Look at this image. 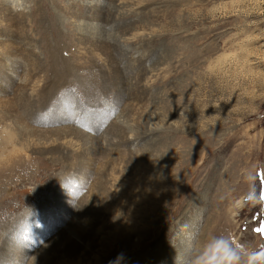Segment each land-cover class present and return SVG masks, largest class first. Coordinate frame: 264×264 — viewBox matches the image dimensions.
<instances>
[{"label":"rangeland","instance_id":"374dc122","mask_svg":"<svg viewBox=\"0 0 264 264\" xmlns=\"http://www.w3.org/2000/svg\"><path fill=\"white\" fill-rule=\"evenodd\" d=\"M262 173L264 0H0V264L259 250Z\"/></svg>","mask_w":264,"mask_h":264},{"label":"clouds","instance_id":"9594fccd","mask_svg":"<svg viewBox=\"0 0 264 264\" xmlns=\"http://www.w3.org/2000/svg\"><path fill=\"white\" fill-rule=\"evenodd\" d=\"M237 244L238 247L231 241L210 242L196 264H264V247L250 250L244 244Z\"/></svg>","mask_w":264,"mask_h":264},{"label":"snow or ice","instance_id":"6c2138e0","mask_svg":"<svg viewBox=\"0 0 264 264\" xmlns=\"http://www.w3.org/2000/svg\"><path fill=\"white\" fill-rule=\"evenodd\" d=\"M264 175V173H262ZM258 232L264 233V225L257 229Z\"/></svg>","mask_w":264,"mask_h":264},{"label":"bare ground","instance_id":"6f19581e","mask_svg":"<svg viewBox=\"0 0 264 264\" xmlns=\"http://www.w3.org/2000/svg\"><path fill=\"white\" fill-rule=\"evenodd\" d=\"M3 257V256H2ZM2 260V259H1Z\"/></svg>","mask_w":264,"mask_h":264}]
</instances>
